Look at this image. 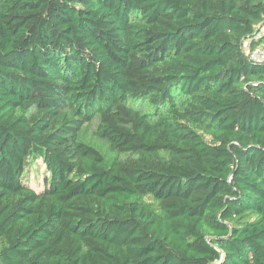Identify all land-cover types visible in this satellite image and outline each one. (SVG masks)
Listing matches in <instances>:
<instances>
[{
    "label": "trees",
    "instance_id": "16d2710c",
    "mask_svg": "<svg viewBox=\"0 0 264 264\" xmlns=\"http://www.w3.org/2000/svg\"><path fill=\"white\" fill-rule=\"evenodd\" d=\"M258 45L264 0H0V264H264Z\"/></svg>",
    "mask_w": 264,
    "mask_h": 264
},
{
    "label": "rangeland",
    "instance_id": "374dc122",
    "mask_svg": "<svg viewBox=\"0 0 264 264\" xmlns=\"http://www.w3.org/2000/svg\"><path fill=\"white\" fill-rule=\"evenodd\" d=\"M87 136H89V135H87ZM102 147L104 150H106V147L103 144H102ZM38 170H39V173H37ZM27 172H28V174L26 176V180L29 181V183L32 186L40 189L42 186V182H43L42 173H44V165L41 163L40 167L35 166V168L34 167L31 168ZM37 175H39V177H37Z\"/></svg>",
    "mask_w": 264,
    "mask_h": 264
},
{
    "label": "built area",
    "instance_id": "2783aa9c",
    "mask_svg": "<svg viewBox=\"0 0 264 264\" xmlns=\"http://www.w3.org/2000/svg\"><path fill=\"white\" fill-rule=\"evenodd\" d=\"M249 56L252 60L257 62H264V47L258 45L255 48L251 49Z\"/></svg>",
    "mask_w": 264,
    "mask_h": 264
}]
</instances>
